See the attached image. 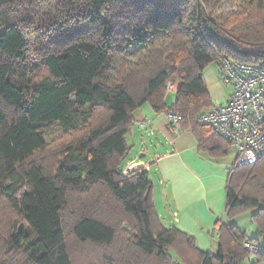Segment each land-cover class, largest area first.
Instances as JSON below:
<instances>
[{
  "label": "trees",
  "instance_id": "16d2710c",
  "mask_svg": "<svg viewBox=\"0 0 264 264\" xmlns=\"http://www.w3.org/2000/svg\"><path fill=\"white\" fill-rule=\"evenodd\" d=\"M223 59L264 61V0H0V264L251 258L243 244L261 242L233 221L255 210L264 243V158L230 170L217 255L162 223L148 173L121 170L146 104L179 115L200 150L228 155L197 121L213 106L204 73ZM169 83L181 88L167 107ZM55 124L63 136L47 142Z\"/></svg>",
  "mask_w": 264,
  "mask_h": 264
},
{
  "label": "crops",
  "instance_id": "0c3cea01",
  "mask_svg": "<svg viewBox=\"0 0 264 264\" xmlns=\"http://www.w3.org/2000/svg\"><path fill=\"white\" fill-rule=\"evenodd\" d=\"M204 79L213 106L230 99L232 87L229 90L222 83L220 63L207 69ZM180 88L177 83L175 95ZM152 113L147 120L153 123L147 137L153 146V157L140 170L148 173L154 185L157 213L167 228L179 229L192 237L201 251L217 255L219 235L215 223L225 219L227 182L237 153L234 162L228 161L231 150L224 157H213L199 149L190 130L183 129L179 136H172L166 113ZM251 258L256 259L254 264H264L261 257Z\"/></svg>",
  "mask_w": 264,
  "mask_h": 264
},
{
  "label": "built area",
  "instance_id": "2783aa9c",
  "mask_svg": "<svg viewBox=\"0 0 264 264\" xmlns=\"http://www.w3.org/2000/svg\"><path fill=\"white\" fill-rule=\"evenodd\" d=\"M224 82L232 87L230 99L221 106H213L197 119L202 126L231 143L237 153L236 167H250L264 158V61L258 65L241 64L229 59L220 62ZM177 83H169L168 91L175 92ZM169 132L179 136L181 118L166 113ZM152 122H141L148 131ZM243 248L251 257H264V243L245 242Z\"/></svg>",
  "mask_w": 264,
  "mask_h": 264
},
{
  "label": "rangeland",
  "instance_id": "374dc122",
  "mask_svg": "<svg viewBox=\"0 0 264 264\" xmlns=\"http://www.w3.org/2000/svg\"><path fill=\"white\" fill-rule=\"evenodd\" d=\"M222 7H223L222 10H224V12H229L232 10L230 8L227 9L225 5H223ZM222 83L224 85H227L223 81ZM227 88L231 90L230 85H227ZM174 100H175L174 92L169 91L167 93V97L165 100L166 101L165 104L167 105V107L172 106L174 103ZM152 112L155 113L153 108L150 105L146 104L142 106L141 108L137 109L133 113L134 118H135L134 127L132 131L126 137L127 144L131 148V150L121 165V170L124 171L125 173L130 170H140L141 167L147 166L148 163L152 161V157H153L152 147L153 146L150 143V139L147 137V131H142L140 127L138 126L141 122L147 121L151 117L149 115L153 114ZM135 124L137 125L135 126ZM62 133L63 131L58 124H55L51 126L50 128L44 130V136L46 137L47 142H53L57 140L58 138H61L63 136ZM145 154H147L148 156L141 159V155H145ZM235 157H236V151L232 148L228 156V161L234 162ZM255 213H256L255 210H252L246 214H243L237 217L233 221V223L237 227H239L241 230L245 231L248 238L256 239L257 241H260L262 243L259 230L252 220V215ZM17 224H18V227H22L25 225L23 223V220H17ZM71 245L73 249L76 247L75 242H71ZM172 256L176 259L175 255L172 254ZM255 260H256L255 258H249L244 264H254Z\"/></svg>",
  "mask_w": 264,
  "mask_h": 264
},
{
  "label": "water",
  "instance_id": "95a60500",
  "mask_svg": "<svg viewBox=\"0 0 264 264\" xmlns=\"http://www.w3.org/2000/svg\"><path fill=\"white\" fill-rule=\"evenodd\" d=\"M144 157H145V155H142V156H141V159H143Z\"/></svg>",
  "mask_w": 264,
  "mask_h": 264
}]
</instances>
